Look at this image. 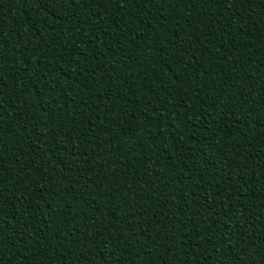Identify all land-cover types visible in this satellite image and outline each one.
<instances>
[{
	"label": "trees",
	"instance_id": "obj_1",
	"mask_svg": "<svg viewBox=\"0 0 264 264\" xmlns=\"http://www.w3.org/2000/svg\"><path fill=\"white\" fill-rule=\"evenodd\" d=\"M122 4L0 0V259L264 264V0Z\"/></svg>",
	"mask_w": 264,
	"mask_h": 264
},
{
	"label": "snow or ice",
	"instance_id": "obj_2",
	"mask_svg": "<svg viewBox=\"0 0 264 264\" xmlns=\"http://www.w3.org/2000/svg\"><path fill=\"white\" fill-rule=\"evenodd\" d=\"M25 2H27V0H25ZM119 2V0H118ZM153 3V2H159V0H123V4L122 6H132V5H136L137 6V10H138V6L141 3ZM189 2H191V0H189ZM247 2L251 3V0H247ZM37 3L40 4L41 6L47 5L48 0H37ZM226 3H231V0H226ZM228 27H231V25L229 24ZM182 42V41H181ZM7 43H8V39L7 37L4 35V33L2 31H0V62H3L5 60V55L7 53ZM161 63L163 64H167V61L164 60L163 56L161 57ZM0 81H2V77H0ZM38 96L40 97L41 100H44V92H40L38 91ZM3 93L0 92V96H2ZM251 117H246V119H250ZM166 119V117H165ZM5 131H10V129H3L0 128V135H2ZM182 135V133H181ZM0 159H2V156H0ZM17 163H19V161H17ZM3 192L0 191V212H3ZM239 211V210H238ZM132 216H135V212H131L130 213ZM66 217L71 220L74 221L75 220V216L69 211L68 213L65 214ZM72 229L69 228L68 232H71ZM82 235H86V233H82ZM3 247V241L0 240V248ZM0 264H3L2 259H0Z\"/></svg>",
	"mask_w": 264,
	"mask_h": 264
}]
</instances>
